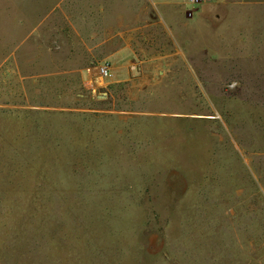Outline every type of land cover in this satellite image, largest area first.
I'll return each mask as SVG.
<instances>
[{
  "label": "rangeland",
  "instance_id": "obj_1",
  "mask_svg": "<svg viewBox=\"0 0 264 264\" xmlns=\"http://www.w3.org/2000/svg\"><path fill=\"white\" fill-rule=\"evenodd\" d=\"M168 1L0 0V264H264V57L195 70Z\"/></svg>",
  "mask_w": 264,
  "mask_h": 264
},
{
  "label": "crops",
  "instance_id": "obj_2",
  "mask_svg": "<svg viewBox=\"0 0 264 264\" xmlns=\"http://www.w3.org/2000/svg\"><path fill=\"white\" fill-rule=\"evenodd\" d=\"M167 4H170L168 7L170 16L178 15L180 27L186 29L187 38L183 44L187 52L201 55L192 57L195 64L189 63V66L195 70L226 68L236 71L239 66L246 68V53L254 54L250 59L264 57V0H203L199 3V7L184 11V15L174 1H168ZM188 18H193L195 22L190 23ZM194 26L200 43L189 47L192 37L190 27ZM170 27L168 24L167 28L170 29ZM121 51L117 50L113 54ZM206 52L215 53L218 61L213 63L209 59L205 60ZM128 62L126 65L119 66V69H125L127 76H120L119 73L112 71L114 82H121L128 78ZM226 62L227 65H225ZM236 62H242V65L235 66ZM208 76L212 81V75ZM198 79L197 83L203 82L202 79ZM244 111L246 114V110Z\"/></svg>",
  "mask_w": 264,
  "mask_h": 264
},
{
  "label": "built area",
  "instance_id": "obj_3",
  "mask_svg": "<svg viewBox=\"0 0 264 264\" xmlns=\"http://www.w3.org/2000/svg\"><path fill=\"white\" fill-rule=\"evenodd\" d=\"M189 5L199 4L203 0H185ZM83 86L93 95L106 88L112 81L113 73L110 61L103 60L88 65L83 70Z\"/></svg>",
  "mask_w": 264,
  "mask_h": 264
},
{
  "label": "bare ground",
  "instance_id": "obj_4",
  "mask_svg": "<svg viewBox=\"0 0 264 264\" xmlns=\"http://www.w3.org/2000/svg\"><path fill=\"white\" fill-rule=\"evenodd\" d=\"M211 117V116H210Z\"/></svg>",
  "mask_w": 264,
  "mask_h": 264
}]
</instances>
